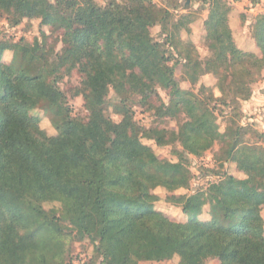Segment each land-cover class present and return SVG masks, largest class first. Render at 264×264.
<instances>
[{"label": "trees", "instance_id": "obj_1", "mask_svg": "<svg viewBox=\"0 0 264 264\" xmlns=\"http://www.w3.org/2000/svg\"><path fill=\"white\" fill-rule=\"evenodd\" d=\"M206 4L212 57L203 62L191 48L179 55L193 85L206 74L218 77L215 99L179 87L175 66H169L175 58L151 35L160 25L165 44L175 48L171 15L149 0H110L105 6L94 0H0V16L7 15L10 26L40 20L65 42L60 53L45 40L0 44V264H69L77 240L95 244L101 264L174 257L183 264H264V146L251 143L249 134L258 133L240 124V104L263 79L264 14L251 28L257 55L237 49L224 0ZM5 51L13 52L8 65L2 62ZM63 69L83 74L77 94L85 99L86 122L72 117L59 86ZM157 86L169 92L168 105L150 103ZM111 90L120 97L114 105L120 122L105 112ZM137 95L160 119L184 116L177 133L138 126L129 108ZM218 105L238 113L226 120L223 133L215 118ZM40 108L51 114L56 136L32 116ZM143 139L159 147L180 141L198 157L221 142L225 160L237 162L247 178H229V192L212 185L180 197L187 221L173 222L155 210L158 198L150 190L182 188L189 172L183 161H158ZM206 207L210 221L200 220Z\"/></svg>", "mask_w": 264, "mask_h": 264}, {"label": "rangeland", "instance_id": "obj_2", "mask_svg": "<svg viewBox=\"0 0 264 264\" xmlns=\"http://www.w3.org/2000/svg\"><path fill=\"white\" fill-rule=\"evenodd\" d=\"M54 1V0H51ZM99 6H105L110 0H94ZM121 2L123 0H116ZM159 8L168 9L170 13L169 31L175 33L174 44L175 48L170 47V44H165L167 35L164 34L160 25L151 28L153 39L161 44H164L166 56L173 55L175 60L169 62V66H175V80L179 87L183 90L192 92L196 96H201V93L209 95L212 99L220 96L218 90V77L206 74L202 76L196 85H193L187 79V71L184 68V63L179 53L190 49L205 62L212 57V51L209 48V43L206 39L207 32L205 29V21L208 19V5L206 0H149ZM226 5L231 9L228 15L229 29L237 49L244 52H251L260 55V51L252 36V25L258 15L264 14V0H224ZM258 7L262 8V13L250 14L246 16L247 11ZM7 15L0 16V44H15L24 41L28 44H33L36 40L39 42L48 43L50 48H53L56 53H60L65 47L60 37V33L53 32L48 26L42 25L40 20H24L20 26L12 27L7 21ZM46 34V38L42 35ZM13 58L12 51H5L2 62L6 65L10 64ZM62 80L60 81V89L67 97V104L72 111V117L86 122L88 111L86 109L85 99L81 94H77L81 88L83 74L78 69L72 72L62 70ZM253 95L249 101L240 104L242 126H249L257 136L249 134L248 139L251 143H259L264 146V72L263 79L253 85ZM156 94L153 96L150 103L155 107L161 103L168 105L170 102L169 92L156 87ZM204 94V95H205ZM141 96L131 97L129 108H132L133 121L138 126L151 129L158 128L166 130L168 133L176 134L179 124L183 121L184 116L179 120L171 118H158L154 109L148 108L147 105L141 103ZM120 97L113 91H110L107 97V106L105 108L106 115L114 122H120L121 116L115 112L114 105H117ZM213 105L215 104L212 100ZM236 108L217 106L215 112L216 123L223 133L227 127L226 120L230 116L236 115ZM245 111V112H244ZM238 114V113H237ZM32 116L39 121L40 128L46 132L48 136H56L58 131L52 122L51 114L43 109H37L32 113ZM251 136V137H250ZM143 144L150 148L151 154L161 162L178 163L183 161L185 168L189 172V179L186 186L177 190H168L163 187L152 188L151 194L158 198L154 208L156 211L165 215L168 219L176 223H185L187 218L183 214L181 206L177 200L182 196H190L200 191H205L212 185H222L226 192H229V178L234 177L238 180L247 178L245 172H242L237 162H227L224 155L225 146L221 142L216 143L214 147L198 157L189 154L185 151L183 144L177 141L174 144L165 147H159L155 141L143 139ZM184 153L185 156H181ZM53 205H45L46 210H51ZM208 207L204 209V214L200 218L203 221H210L207 216ZM262 217L264 219V206L262 207ZM66 225V224H65ZM66 227V226H65ZM69 233V229H66ZM71 238H68L70 240ZM69 264H101L102 259L96 252L95 244L89 240L74 241L71 243ZM139 264H183L180 258L174 257L172 260L162 262L144 261ZM205 264H221L217 259H210Z\"/></svg>", "mask_w": 264, "mask_h": 264}, {"label": "crops", "instance_id": "obj_3", "mask_svg": "<svg viewBox=\"0 0 264 264\" xmlns=\"http://www.w3.org/2000/svg\"><path fill=\"white\" fill-rule=\"evenodd\" d=\"M259 12L262 13V8L259 9L258 7H256L254 9L247 11L246 16H250V14H256V13L258 14Z\"/></svg>", "mask_w": 264, "mask_h": 264}]
</instances>
